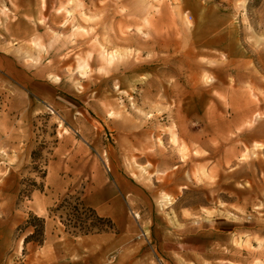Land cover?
Instances as JSON below:
<instances>
[{
	"label": "rangeland",
	"instance_id": "rangeland-1",
	"mask_svg": "<svg viewBox=\"0 0 264 264\" xmlns=\"http://www.w3.org/2000/svg\"><path fill=\"white\" fill-rule=\"evenodd\" d=\"M0 264H264V0H0Z\"/></svg>",
	"mask_w": 264,
	"mask_h": 264
},
{
	"label": "trees",
	"instance_id": "trees-1",
	"mask_svg": "<svg viewBox=\"0 0 264 264\" xmlns=\"http://www.w3.org/2000/svg\"><path fill=\"white\" fill-rule=\"evenodd\" d=\"M69 197L64 199L62 203L57 206L56 210H69L71 215L68 214V217L72 218L73 224H71V219H68V227H71L77 230V233L83 235L92 234L93 232L101 233L107 230L112 229V223L109 219L98 216L95 211L87 207L80 198H75L73 201ZM38 219V218H35ZM44 223L43 219H40ZM42 234V228L40 230H35V232L27 237L24 243L28 242V239H31L36 233Z\"/></svg>",
	"mask_w": 264,
	"mask_h": 264
}]
</instances>
